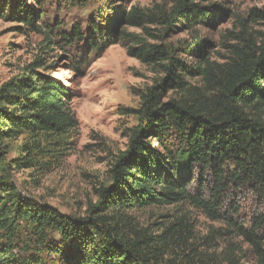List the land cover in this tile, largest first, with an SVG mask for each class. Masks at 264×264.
I'll return each instance as SVG.
<instances>
[{
  "label": "trees",
  "instance_id": "1",
  "mask_svg": "<svg viewBox=\"0 0 264 264\" xmlns=\"http://www.w3.org/2000/svg\"><path fill=\"white\" fill-rule=\"evenodd\" d=\"M32 1L34 8L30 0H0V20L43 38L33 62L0 86V264H169L193 233L186 217L143 228L129 216L164 207L192 209L222 223L264 264V33L254 39L247 26L264 22V10L237 20L236 44L224 64L209 62L199 42L190 50H198L200 61L190 66L175 50L115 26L150 23L170 33L178 22L189 27L211 21L213 12L202 4L213 0H175L162 18L131 8L117 11L112 21L98 12L84 28L43 21V2ZM122 41L131 57L164 76L145 89L137 110L128 111L137 123L113 157L108 184L99 187L83 217L21 195L9 170H30L37 179L53 173L78 131L74 94L53 76L46 55L63 52L67 67L83 77L93 58ZM20 138L18 159L6 169L3 143ZM245 196L257 210L241 219L239 199Z\"/></svg>",
  "mask_w": 264,
  "mask_h": 264
},
{
  "label": "rangeland",
  "instance_id": "2",
  "mask_svg": "<svg viewBox=\"0 0 264 264\" xmlns=\"http://www.w3.org/2000/svg\"><path fill=\"white\" fill-rule=\"evenodd\" d=\"M41 1L45 11L43 21L52 24L57 20L62 28L73 23L84 28L86 19L97 16L98 12L105 14L106 18L110 15L113 21L119 18L117 11L127 13L131 8L162 18L163 13H170L175 5V0ZM30 2L34 8V1ZM202 6L210 7L207 11L213 12L211 21L197 22L189 27L178 22L170 33H165L163 26L150 23L133 28L119 22L115 27L126 34H137L150 44L175 50L176 57L190 66L200 61L198 50L190 49L202 42L207 60L224 64L230 56V46L236 44L237 20H247L252 10L263 11L264 0H213ZM247 26L254 39L264 33L262 21L248 22ZM42 40V36L35 32L0 20V86L33 62L39 55ZM64 56L57 50L46 55V59L47 65L54 67L53 76L64 82L74 94L71 109L78 122V131L71 150L59 169L41 179L30 170L9 169L8 179L21 195L49 205L63 215L83 217L88 203L96 201L99 187L108 184L113 157L125 149L129 132L137 123L136 117L128 111L137 110L145 89L164 75L157 67L143 65L131 57L125 41L93 58L83 69V77L67 67L69 62L64 61ZM187 82L200 86L198 79ZM168 96L174 97L175 94L169 92ZM22 141L20 138L3 143L6 169L10 161L18 159ZM239 208L241 219L250 218L257 210L256 204L246 196L239 199ZM181 215L186 217L193 233L186 248L178 249L169 264H258L249 244L227 232L222 223L210 221L198 211L164 207L129 213L132 223L143 228L156 220L164 223L172 216ZM160 216L164 218L158 219ZM154 229L150 228V232L156 233Z\"/></svg>",
  "mask_w": 264,
  "mask_h": 264
}]
</instances>
